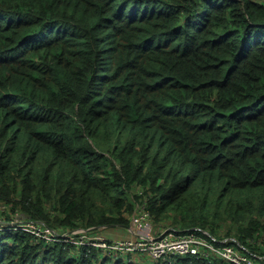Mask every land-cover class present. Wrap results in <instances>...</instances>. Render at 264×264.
Here are the masks:
<instances>
[{
	"label": "trees",
	"instance_id": "16d2710c",
	"mask_svg": "<svg viewBox=\"0 0 264 264\" xmlns=\"http://www.w3.org/2000/svg\"><path fill=\"white\" fill-rule=\"evenodd\" d=\"M136 202L264 250V0H0L3 220L93 233ZM141 259L0 230V264Z\"/></svg>",
	"mask_w": 264,
	"mask_h": 264
},
{
	"label": "built area",
	"instance_id": "2783aa9c",
	"mask_svg": "<svg viewBox=\"0 0 264 264\" xmlns=\"http://www.w3.org/2000/svg\"><path fill=\"white\" fill-rule=\"evenodd\" d=\"M5 204L0 211H6ZM0 230L22 229L33 234L35 240L48 244L66 242L80 245H95L106 254L136 256L149 255L154 262L162 264H264V261L239 242H230V238L217 239L205 236L202 231H180L168 227L156 232L154 219L143 202L137 206L131 219L130 236L126 238H109L100 232L89 233L84 228L60 232L40 221L17 217L8 222L1 221ZM234 240L233 238H231Z\"/></svg>",
	"mask_w": 264,
	"mask_h": 264
},
{
	"label": "rangeland",
	"instance_id": "374dc122",
	"mask_svg": "<svg viewBox=\"0 0 264 264\" xmlns=\"http://www.w3.org/2000/svg\"><path fill=\"white\" fill-rule=\"evenodd\" d=\"M138 205V203L136 202V205L135 207ZM10 215L6 216L3 212L0 211V224H3L1 221L3 219H7L9 218ZM173 224H174V221H173ZM170 227H174L173 225H170ZM217 228V233L219 234V237L216 235L214 236L213 234H211L213 237L217 238V239H227L226 237H220L222 235H226V233L228 231H232V232H235L236 228H235V225L233 223H230V222H218V224L215 226ZM131 228V222L128 226V229ZM154 228H156V225L154 224ZM209 232V231H207ZM210 233V232H209ZM234 234V233H233ZM108 237V236H107ZM129 237V235L127 236ZM233 237V236H231ZM111 238V237H110ZM118 238H126V237H118ZM231 239V238H230ZM237 240V239H236ZM238 241V240H237ZM239 242V241H238ZM241 245H243V243L239 242ZM252 243L253 245L256 244V245H259L262 249H264V231H262L259 235H257L254 239H252ZM245 246V245H243ZM246 247V246H245ZM247 248V247H246ZM248 250H250L252 253L258 255L263 261H264V250L263 251H252L250 248H247ZM141 260L144 261L145 263L147 258H143L141 256ZM149 260V259H148Z\"/></svg>",
	"mask_w": 264,
	"mask_h": 264
},
{
	"label": "crops",
	"instance_id": "0c3cea01",
	"mask_svg": "<svg viewBox=\"0 0 264 264\" xmlns=\"http://www.w3.org/2000/svg\"><path fill=\"white\" fill-rule=\"evenodd\" d=\"M128 226H119V225H109L106 226L105 228L101 229L100 233L103 235L108 236L109 238H118V237H127L128 235L130 236V228L128 229ZM170 227V225H166L165 222H159L156 225V232H161L165 230L166 228ZM99 233V232H98ZM226 238H233L235 237H226ZM143 258H147L146 264H152V259L149 255H143ZM149 259V260H148Z\"/></svg>",
	"mask_w": 264,
	"mask_h": 264
}]
</instances>
